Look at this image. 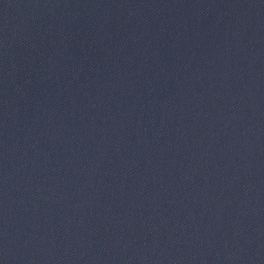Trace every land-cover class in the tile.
<instances>
[{"label":"water","instance_id":"water-1","mask_svg":"<svg viewBox=\"0 0 264 264\" xmlns=\"http://www.w3.org/2000/svg\"><path fill=\"white\" fill-rule=\"evenodd\" d=\"M0 264H264V0H0Z\"/></svg>","mask_w":264,"mask_h":264}]
</instances>
